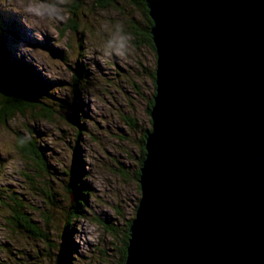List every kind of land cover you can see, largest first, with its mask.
Segmentation results:
<instances>
[{"label": "rangeland", "instance_id": "obj_1", "mask_svg": "<svg viewBox=\"0 0 264 264\" xmlns=\"http://www.w3.org/2000/svg\"><path fill=\"white\" fill-rule=\"evenodd\" d=\"M41 2L53 5V14H28L31 22L0 5L4 58L26 69L25 92L46 114L27 109L0 123V198L22 197L49 241L11 232L0 205V264H56L68 246L66 264H121L140 199L141 145L155 92L156 55L143 40L144 11L125 0ZM117 27L124 54L105 55ZM72 115L76 126L66 120ZM18 136L34 137L46 171L18 154ZM73 175L82 188L76 216L69 208L74 190L65 189ZM48 189L53 207L43 197Z\"/></svg>", "mask_w": 264, "mask_h": 264}, {"label": "water", "instance_id": "obj_2", "mask_svg": "<svg viewBox=\"0 0 264 264\" xmlns=\"http://www.w3.org/2000/svg\"><path fill=\"white\" fill-rule=\"evenodd\" d=\"M146 6L155 92L124 264H264V0Z\"/></svg>", "mask_w": 264, "mask_h": 264}, {"label": "trees", "instance_id": "obj_3", "mask_svg": "<svg viewBox=\"0 0 264 264\" xmlns=\"http://www.w3.org/2000/svg\"><path fill=\"white\" fill-rule=\"evenodd\" d=\"M125 1L131 6L137 5L141 7L142 10L144 11V16L146 18L145 19L146 27L143 30V34H142L144 37L143 40L147 43V46H149L152 50H154V46L151 42V37L149 35V29L152 24L150 18L147 15V10L145 8V0H125ZM111 2L112 0H108L106 5L109 6ZM135 30L138 32L137 28H135ZM3 54H4V50L2 49L0 43V71L8 75L11 79H13L18 85H20L25 90L27 88L26 83L28 81V78H26V74H27L26 69L23 67H18L14 69L13 67L14 65L11 64L7 59L5 60ZM152 79L154 80L153 75H152ZM34 99L37 101L35 104L24 103L20 100V98L16 94L8 91L5 87L0 85V123H6V121L9 120L15 113H22L23 111L24 112L27 111V109L28 111H31L40 108L41 111L38 113V115L41 117H45L46 114L44 108L42 107V104L38 102V99L36 97H34ZM151 106H152V100L150 102L148 111H150ZM144 142L145 141L143 140L141 145L142 147L141 162L145 157ZM16 150L18 154L23 158L35 162V164L38 165L40 171L42 172L46 171V164L44 162L45 158L43 156V152L39 150L37 141L34 139V137L26 138L24 136H18V140L16 142ZM74 176L75 175L72 176L70 184L66 185L65 188L69 194H72L73 190L75 193L74 199L71 198L72 202L69 207L72 216H76L78 214V209L82 205V198H80L82 188L77 185ZM26 179L30 181L28 176L26 177ZM43 197L45 198V200H47L48 205L53 207L51 196L49 194V189L44 191ZM0 205L7 212V217H5V224L11 230V232L12 231L15 232L17 230L19 233H27L28 236L32 238L35 239L41 238L40 240L44 242L49 241L47 233L38 229L36 224L32 222L30 216L25 212L26 207L22 200V197L20 196L17 197L14 194H7L3 197V199L0 198ZM130 222L131 220L128 223V228ZM66 228H67V224L65 223V233L66 235H69ZM128 235L129 233L127 232L125 234L126 240L124 242V248L122 251L121 264H124L125 262V254H126L125 248L127 245ZM70 251H71V247L69 246L66 247L65 251H63L64 255L58 259L59 262H57L56 264H66L68 261L67 255Z\"/></svg>", "mask_w": 264, "mask_h": 264}, {"label": "clouds", "instance_id": "obj_4", "mask_svg": "<svg viewBox=\"0 0 264 264\" xmlns=\"http://www.w3.org/2000/svg\"><path fill=\"white\" fill-rule=\"evenodd\" d=\"M0 5H7L11 10L22 14V19L26 22H31L28 14L35 16H51L53 14V5L42 3L41 0H0ZM118 33L119 27H117V34L112 39L106 41L104 45L105 55H108L110 52H114L117 55L124 54L125 37Z\"/></svg>", "mask_w": 264, "mask_h": 264}, {"label": "bare ground", "instance_id": "obj_5", "mask_svg": "<svg viewBox=\"0 0 264 264\" xmlns=\"http://www.w3.org/2000/svg\"><path fill=\"white\" fill-rule=\"evenodd\" d=\"M138 205V204H137ZM127 242H128V240H127ZM128 244V243H127ZM126 248H127V245H126ZM126 248H125V251H126ZM125 256H126V254H125Z\"/></svg>", "mask_w": 264, "mask_h": 264}]
</instances>
